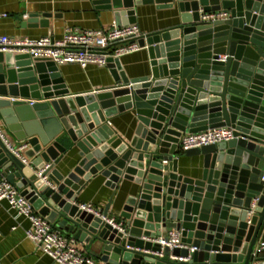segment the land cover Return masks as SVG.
<instances>
[{
    "label": "water",
    "instance_id": "obj_1",
    "mask_svg": "<svg viewBox=\"0 0 264 264\" xmlns=\"http://www.w3.org/2000/svg\"><path fill=\"white\" fill-rule=\"evenodd\" d=\"M153 3L177 6L182 23L139 40L151 76L130 79L120 59L110 58L111 89L72 97L54 62L0 52V116L30 146L25 163L0 139V166L54 228L88 250L98 244L108 264H264L257 249L264 233V0H94L123 17L118 26L136 22L135 5ZM212 14L225 17L207 19ZM50 17L28 23L46 26ZM133 109L139 125L127 142L108 123ZM220 127L234 129L235 138L179 151L183 134ZM66 141L81 160L64 176L56 166ZM182 154L203 156L201 178L178 173ZM97 175L112 188L122 179L140 186L120 214L121 229L104 219L110 205L96 216L77 203ZM174 231L185 248L159 243Z\"/></svg>",
    "mask_w": 264,
    "mask_h": 264
},
{
    "label": "crops",
    "instance_id": "obj_2",
    "mask_svg": "<svg viewBox=\"0 0 264 264\" xmlns=\"http://www.w3.org/2000/svg\"><path fill=\"white\" fill-rule=\"evenodd\" d=\"M134 9L135 13L131 18L136 20L134 24L139 26L143 36L165 31L182 23V14L177 6L166 8L153 3L135 5ZM0 14H6V17H0V35L30 39L44 36L62 39L68 31L109 29L114 24H121L123 21V17L118 20L116 10L100 9L94 4V0H0ZM44 14L51 15L48 25L42 26L38 23L37 27H34V23H28V21H33L31 18L33 15H37L41 22L44 20ZM124 18V20L129 19L127 16ZM120 63L130 79L152 74L147 47L122 57ZM58 68L72 97L95 94L98 91L111 89L117 84L112 69L108 66L90 64L84 69L77 64H61ZM109 122V127L127 142H131L135 137L139 125L134 109L117 114L110 118ZM0 124L5 134L14 143L27 144L26 141H18L8 131L1 116ZM63 145L67 153L56 169L67 176L78 166L81 156L80 150L70 141L63 142ZM29 149L30 146L26 151ZM202 172L203 156L188 157L182 154L179 157L178 173L180 175L198 179L201 178ZM139 191L140 186L134 181L122 179L116 188H112L107 185L105 177L97 175L82 188L77 203L92 204L100 212L110 205L108 219L122 223L121 212L128 199L131 196H137ZM30 225L27 218L17 217L16 212L10 209L6 201L0 202V264H55L49 256L36 248L34 242L27 238L26 231ZM61 233L67 238L74 239L63 231ZM262 238L264 241V233ZM74 241V246L79 251L93 256L96 264H108L98 257L101 252L98 244H94L88 250L86 244L75 239Z\"/></svg>",
    "mask_w": 264,
    "mask_h": 264
},
{
    "label": "built area",
    "instance_id": "obj_3",
    "mask_svg": "<svg viewBox=\"0 0 264 264\" xmlns=\"http://www.w3.org/2000/svg\"><path fill=\"white\" fill-rule=\"evenodd\" d=\"M6 17V14H0ZM223 15L212 14L207 19L216 20ZM143 37L137 24L118 26L114 24L109 29L68 31L62 39L44 36L38 39L13 38L0 35V52L13 54H28L31 59L52 61L57 66L61 64H77L87 68L90 64L107 67L109 59L122 57L140 51L139 40ZM33 105L37 101L19 99ZM110 123V122H109ZM108 123V124H109ZM235 138L234 129L220 127L208 129L198 133H185L179 141V151L199 149L215 145ZM0 139L8 150L25 163L23 153L28 148L27 144L14 143L4 132L0 124ZM49 168L46 166L45 169ZM45 180H47L45 178ZM6 201L10 209L16 212L17 217H25L30 221V228L26 236L34 242L36 248L49 256L55 264H96L93 256L79 251L74 246V239L67 238L43 216L39 215L29 199L21 195V191L12 185L6 178L0 166V202ZM80 209L96 216H101L92 204H78ZM114 228L121 229L122 223L104 218ZM181 233L172 232L168 239L161 238L159 243L170 249L185 248L181 241ZM257 249L264 252V241L258 244ZM194 250V249H192Z\"/></svg>",
    "mask_w": 264,
    "mask_h": 264
}]
</instances>
